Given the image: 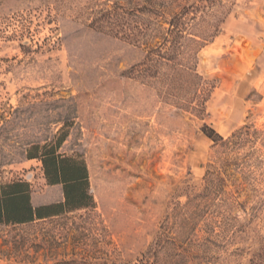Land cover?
<instances>
[{"label": "rangeland", "instance_id": "1", "mask_svg": "<svg viewBox=\"0 0 264 264\" xmlns=\"http://www.w3.org/2000/svg\"><path fill=\"white\" fill-rule=\"evenodd\" d=\"M193 1L0 0V186L24 180L31 198L62 200L30 150L64 139L59 152L84 159L93 200L91 208L57 218L0 225V264H136L171 203L187 201L177 192L203 190L211 164L224 172L227 164L243 187L242 206L204 248L196 246L206 236L201 224L193 253L207 255L202 264H249L260 252L264 72L258 66L257 81L250 77L253 56L263 51L253 37L264 0H199L210 9L198 15L193 34L207 41L198 54L185 50L180 65L201 79L180 82L177 97L162 81L134 72L147 56L144 46L122 28L97 23L106 10L143 8L140 15L154 20L163 5ZM204 125L242 140L224 149L203 134ZM230 178L226 190L233 192ZM222 210L210 216L223 222Z\"/></svg>", "mask_w": 264, "mask_h": 264}, {"label": "trees", "instance_id": "2", "mask_svg": "<svg viewBox=\"0 0 264 264\" xmlns=\"http://www.w3.org/2000/svg\"><path fill=\"white\" fill-rule=\"evenodd\" d=\"M200 2L194 0L174 8L163 5L155 10L154 20L140 15L147 11L143 8L124 10L120 13L115 9L106 10L97 23L105 22L109 28L113 26L114 30L122 28L123 36L132 38L135 45L144 46L147 49V56L134 68V72H141L150 79L162 81L166 93L177 97L180 93V82L193 77L201 79L196 69L182 68L180 65L186 54L185 50L190 47L198 54L207 41L193 34L195 23L199 21L198 15L210 9ZM202 132L215 145L224 149L235 147L243 136L237 133L225 139L210 125H204ZM64 142V139H59L55 144H38L30 150V159L40 160L42 163L47 185L61 186L64 200L57 204L34 208L27 181L5 183L0 186L1 226L29 225L76 210L91 208L93 200L86 162L82 157L60 153ZM226 166L227 164L224 166V172L211 164L204 178L205 188L200 192H195V187L191 186H184L177 192L178 197H185L187 201L183 204L179 201L171 203L172 206L168 209L155 240L136 264H195L196 261L197 264H202L207 255L201 249L200 253H193L192 250L196 242L194 237L197 229L202 224L206 236L196 246L204 248L213 244L214 238L219 236L216 228L224 230L228 213L242 206L238 198L243 192V187L239 181L230 178ZM227 178L236 186L235 191L226 190L229 183ZM213 208L220 210L224 208L221 213L223 222L210 216ZM58 264L73 263L61 261ZM249 264H264V246Z\"/></svg>", "mask_w": 264, "mask_h": 264}, {"label": "crops", "instance_id": "3", "mask_svg": "<svg viewBox=\"0 0 264 264\" xmlns=\"http://www.w3.org/2000/svg\"><path fill=\"white\" fill-rule=\"evenodd\" d=\"M255 31L257 32V35H256V37H253V36L252 37H253L255 43H258V44L262 45L263 51L260 52V54L257 53L256 56H253L252 63L254 65L253 66V70L254 71H253V73L251 75L252 77H250V80L253 81V82L257 81V72L260 71V69H261V71L264 72V66L260 64V60H264V17H263V20L261 21V23L256 26ZM258 66H259L258 71H256ZM248 72H242L241 75H247ZM49 188L50 189L60 188L58 190H61V192H62V197H63L62 200L57 199V200H54V201L46 202V201L42 200V198L39 199L38 197H32L31 198V204H32V206L34 208L40 207L42 205L57 204L58 202H62L64 200L63 190H62L61 186H59V185H56V186H53V187L49 186ZM51 196H57V195L51 193Z\"/></svg>", "mask_w": 264, "mask_h": 264}]
</instances>
